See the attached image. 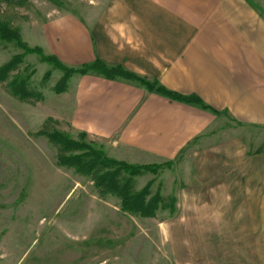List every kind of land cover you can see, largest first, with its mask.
Instances as JSON below:
<instances>
[{"label":"rangeland","instance_id":"obj_1","mask_svg":"<svg viewBox=\"0 0 264 264\" xmlns=\"http://www.w3.org/2000/svg\"><path fill=\"white\" fill-rule=\"evenodd\" d=\"M89 1L0 0V18L28 47L49 56L40 38L44 22L71 12L84 17ZM17 56L23 60L0 83V264H264L261 210L247 209L245 192L254 177L243 154L246 135L239 136L240 156L235 166L228 163V177H217L216 162L209 161L216 157L202 150L186 154L172 167L134 179L135 191L150 183L151 196L159 195L165 208L153 218L123 212L121 199L60 166L59 148L35 135L47 125L81 140L67 111L70 94L56 93L65 73L0 40V68ZM16 80L41 99L15 97L10 84ZM84 140L109 158L120 157L106 140ZM136 163L129 162L156 164ZM253 213L256 224L249 225Z\"/></svg>","mask_w":264,"mask_h":264},{"label":"crops","instance_id":"obj_2","mask_svg":"<svg viewBox=\"0 0 264 264\" xmlns=\"http://www.w3.org/2000/svg\"><path fill=\"white\" fill-rule=\"evenodd\" d=\"M40 38L68 67L122 66L216 112L134 82L73 76L72 126L111 143L119 161L175 162L202 150L228 177L246 135L247 209L264 220V0H91L84 17L45 21Z\"/></svg>","mask_w":264,"mask_h":264},{"label":"trees","instance_id":"obj_3","mask_svg":"<svg viewBox=\"0 0 264 264\" xmlns=\"http://www.w3.org/2000/svg\"><path fill=\"white\" fill-rule=\"evenodd\" d=\"M0 40L7 43L16 44L25 54H38L41 60L61 70L65 73L61 83L56 87V93L62 94L68 90L69 80L75 76L97 75L107 80H124L134 82L146 88L149 92L160 94L173 101L196 105L204 110H211L203 101L196 96H182L169 91L156 82L148 81L122 66H109L100 60L91 64L83 65L79 68L68 67L56 56H45L41 48H30L22 40L20 33L13 29L8 23L0 18ZM23 60V56H17L10 63L0 68V83L7 80L10 72ZM11 91L15 97L21 101L41 99V96L34 93L27 87L25 81L17 80L10 84ZM52 121V119H49ZM37 137H45L50 143L59 148L58 163L62 167L73 169L77 174L91 177L95 187L104 195H114L121 199V209L123 212L138 215L142 218H153L158 210L163 207L162 199L159 195L151 196L149 183L144 189L137 192L134 190V179L147 173L156 174L163 168L173 166L172 162L162 165H132L124 161L109 158L101 149H96L94 144L86 142V133H81L79 141L70 138L66 134L49 130L47 125L38 133Z\"/></svg>","mask_w":264,"mask_h":264}]
</instances>
